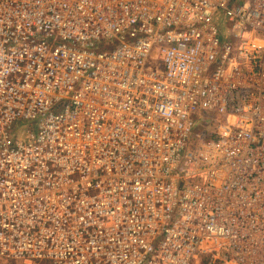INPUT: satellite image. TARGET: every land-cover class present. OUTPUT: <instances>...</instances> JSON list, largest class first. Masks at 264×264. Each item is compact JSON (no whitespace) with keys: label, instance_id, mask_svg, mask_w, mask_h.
<instances>
[{"label":"built area","instance_id":"2783aa9c","mask_svg":"<svg viewBox=\"0 0 264 264\" xmlns=\"http://www.w3.org/2000/svg\"><path fill=\"white\" fill-rule=\"evenodd\" d=\"M0 259L264 264V0H0Z\"/></svg>","mask_w":264,"mask_h":264},{"label":"rangeland","instance_id":"374dc122","mask_svg":"<svg viewBox=\"0 0 264 264\" xmlns=\"http://www.w3.org/2000/svg\"><path fill=\"white\" fill-rule=\"evenodd\" d=\"M0 264H50V263H35V262H25V261H6L0 259Z\"/></svg>","mask_w":264,"mask_h":264}]
</instances>
